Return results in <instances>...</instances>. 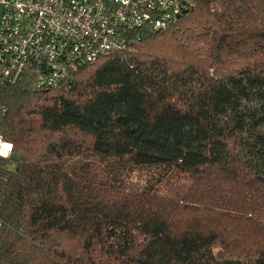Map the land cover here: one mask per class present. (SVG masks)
<instances>
[{
	"label": "trees",
	"instance_id": "16d2710c",
	"mask_svg": "<svg viewBox=\"0 0 264 264\" xmlns=\"http://www.w3.org/2000/svg\"><path fill=\"white\" fill-rule=\"evenodd\" d=\"M193 2L69 85L0 89V264H264V110L240 109L264 0Z\"/></svg>",
	"mask_w": 264,
	"mask_h": 264
},
{
	"label": "built area",
	"instance_id": "2783aa9c",
	"mask_svg": "<svg viewBox=\"0 0 264 264\" xmlns=\"http://www.w3.org/2000/svg\"><path fill=\"white\" fill-rule=\"evenodd\" d=\"M0 89L29 73L37 90L69 85L99 56L126 49L135 30L171 25L193 0H0ZM7 106L0 103V120ZM0 156L12 144L0 132Z\"/></svg>",
	"mask_w": 264,
	"mask_h": 264
},
{
	"label": "rangeland",
	"instance_id": "374dc122",
	"mask_svg": "<svg viewBox=\"0 0 264 264\" xmlns=\"http://www.w3.org/2000/svg\"><path fill=\"white\" fill-rule=\"evenodd\" d=\"M240 109L242 112L248 113L250 120H252L255 119L261 113L262 110H264V105H261L259 102L257 103L256 101L247 102L242 100L240 102ZM260 128L264 129V123L260 124L259 129ZM80 164L81 159L76 158L69 163V167H76Z\"/></svg>",
	"mask_w": 264,
	"mask_h": 264
},
{
	"label": "clouds",
	"instance_id": "9594fccd",
	"mask_svg": "<svg viewBox=\"0 0 264 264\" xmlns=\"http://www.w3.org/2000/svg\"><path fill=\"white\" fill-rule=\"evenodd\" d=\"M0 144H3V142H2V141H0ZM3 147H4L5 149H7V148H9V147H10V145H8V144H3Z\"/></svg>",
	"mask_w": 264,
	"mask_h": 264
},
{
	"label": "crops",
	"instance_id": "0c3cea01",
	"mask_svg": "<svg viewBox=\"0 0 264 264\" xmlns=\"http://www.w3.org/2000/svg\"><path fill=\"white\" fill-rule=\"evenodd\" d=\"M1 11H2V5L0 4V15H1Z\"/></svg>",
	"mask_w": 264,
	"mask_h": 264
}]
</instances>
